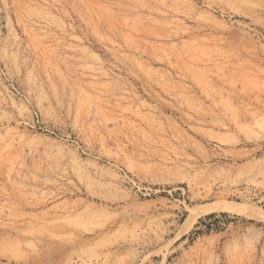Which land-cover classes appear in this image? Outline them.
I'll return each instance as SVG.
<instances>
[{"label": "rangeland", "instance_id": "1", "mask_svg": "<svg viewBox=\"0 0 264 264\" xmlns=\"http://www.w3.org/2000/svg\"><path fill=\"white\" fill-rule=\"evenodd\" d=\"M0 264H264V0H0Z\"/></svg>", "mask_w": 264, "mask_h": 264}, {"label": "bare ground", "instance_id": "2", "mask_svg": "<svg viewBox=\"0 0 264 264\" xmlns=\"http://www.w3.org/2000/svg\"><path fill=\"white\" fill-rule=\"evenodd\" d=\"M164 5H166V3H165ZM95 114H96V115L98 114V109H97V108H96ZM218 205H219V206H218V209H219V207H221V206H220V204H218ZM221 205H222V204H221ZM225 207H226V206H222V208H225ZM202 208H203V207H202ZM202 208H201V210H202ZM214 208L217 210L216 205H214ZM214 208H213V206H210V205H209V206H207V208L204 209V211H205V210H206V211H211V210H213ZM227 208H228V207H227ZM198 210H199V208H198ZM198 210H197V211H198ZM199 211H200V210H199ZM204 211H203V212H204ZM200 212H201V211H200ZM200 212H199V213H200ZM190 213H191V212H190ZM196 214H197V213L194 214V212H193V215H194V216H196ZM193 218H194V217H193ZM188 221H191V220L188 219Z\"/></svg>", "mask_w": 264, "mask_h": 264}]
</instances>
